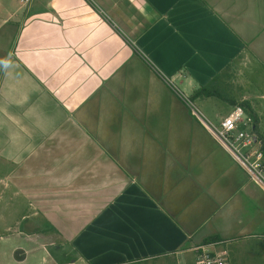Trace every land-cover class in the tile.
Wrapping results in <instances>:
<instances>
[{"label":"crops","instance_id":"0c3cea01","mask_svg":"<svg viewBox=\"0 0 264 264\" xmlns=\"http://www.w3.org/2000/svg\"><path fill=\"white\" fill-rule=\"evenodd\" d=\"M243 58L264 71V0H0L4 263L195 264L259 230L264 186L174 90L214 101L192 96ZM194 206L228 219L202 234Z\"/></svg>","mask_w":264,"mask_h":264},{"label":"rangeland","instance_id":"374dc122","mask_svg":"<svg viewBox=\"0 0 264 264\" xmlns=\"http://www.w3.org/2000/svg\"><path fill=\"white\" fill-rule=\"evenodd\" d=\"M251 61L252 60L250 58H243L241 61L236 60L230 67H228V69H226V71L221 74V85L226 94L229 96L230 102L214 98V101L205 99L204 104H199L198 101L189 98V96H186L185 98V96L177 89L174 90L176 94L180 96V98L186 100L185 102L188 109H191V115L192 111L196 112V114L203 120L202 121L200 118H195L193 116L197 124L202 125L208 131V133H210L212 138L219 144V146H221L226 152H228L233 160L247 174L250 183L260 186L259 183H257L254 179V176L250 173L248 168L244 165V163L248 165L245 158H248L250 162L256 161V156H253V153L250 154L252 151H261L263 153V161L259 169L260 172L264 175V142L262 141L264 138L261 136L257 128V121H259V117H256L254 114L256 113L255 109L258 107L264 110V105H261L259 102L260 100H258L261 94H264V71L257 65L252 66L253 63ZM253 102H258L256 103L257 107L252 104ZM238 105L242 106L247 115L251 118V122L248 125H241L240 128L248 133L250 137H254V143H251L248 146H244L242 141L239 143H235L234 146L238 150L237 153L231 145L224 144L216 137L214 128L218 127L220 125V122L231 113L234 107ZM9 171L10 167L4 164V162L0 161V178H3ZM1 188L2 185L0 183V192ZM152 191L155 194H158L156 189L153 190V186ZM260 193L262 206H264V191L260 189ZM190 203L191 201L188 199L184 201L185 205H189ZM203 203L208 204L207 201H204ZM194 208L196 209L195 211H189L190 219H192L196 228L202 234L211 232L212 229L217 228V226L221 222H224L225 219H228V215H223L220 211L216 213L218 208L215 211L210 207H203L202 210L197 208V206H194ZM229 211L233 212L234 210L228 209L226 210V214H229ZM170 212L173 215L176 213L174 209H171ZM11 213L12 210L10 203L6 199L2 200V198H0V236L4 235V231L7 230V228L10 229L11 233L16 228L14 218L11 217ZM235 213H242V211L235 210ZM255 222H260L261 225L259 230L239 232L240 229H238L239 231H231L228 236L224 237H222L221 235L213 234L201 244H217V247H220V249L228 252L230 264H264L263 207L258 220H256ZM187 223H184V225L187 226ZM253 228L254 227H249V229ZM7 257L11 259V250H6L3 240L0 239V264H5L4 258ZM137 264L144 263L140 262ZM147 264H178V260L170 258L161 262L153 261ZM181 264H183V262ZM186 264H192V261L189 260L188 262H186Z\"/></svg>","mask_w":264,"mask_h":264},{"label":"built area","instance_id":"2783aa9c","mask_svg":"<svg viewBox=\"0 0 264 264\" xmlns=\"http://www.w3.org/2000/svg\"><path fill=\"white\" fill-rule=\"evenodd\" d=\"M26 1L28 2L29 0ZM250 122L251 118L247 115L243 107L238 105L220 122L218 127L214 128V132L221 142L226 145H231L238 153V150L234 146L235 143L242 141L244 146L254 143V137H250L248 133L240 128L241 125L246 126ZM252 153L253 156H256V161L250 162L248 158H245L248 165L245 163L244 165L254 176L256 182L264 186V175L259 169L262 165L263 153L258 150L252 151L250 154ZM194 252L195 264H230L228 252L217 247L215 243L201 244L194 248Z\"/></svg>","mask_w":264,"mask_h":264},{"label":"trees","instance_id":"16d2710c","mask_svg":"<svg viewBox=\"0 0 264 264\" xmlns=\"http://www.w3.org/2000/svg\"><path fill=\"white\" fill-rule=\"evenodd\" d=\"M222 75H216L211 81L206 85L202 86L193 94V98L198 97H215L219 100H224L230 102L229 96L226 94L225 90L221 85Z\"/></svg>","mask_w":264,"mask_h":264}]
</instances>
